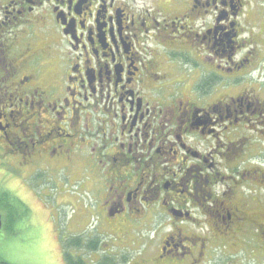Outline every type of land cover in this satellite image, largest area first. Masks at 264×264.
I'll list each match as a JSON object with an SVG mask.
<instances>
[{
    "label": "flooded vegetation",
    "instance_id": "flooded-vegetation-1",
    "mask_svg": "<svg viewBox=\"0 0 264 264\" xmlns=\"http://www.w3.org/2000/svg\"><path fill=\"white\" fill-rule=\"evenodd\" d=\"M250 1L0 0L1 184L85 195L97 227L74 210L70 236L151 235L125 264H264Z\"/></svg>",
    "mask_w": 264,
    "mask_h": 264
},
{
    "label": "rangeland",
    "instance_id": "rangeland-1",
    "mask_svg": "<svg viewBox=\"0 0 264 264\" xmlns=\"http://www.w3.org/2000/svg\"><path fill=\"white\" fill-rule=\"evenodd\" d=\"M166 3L167 1L163 2V4ZM249 4H251L253 11L258 14L257 30L259 29L264 34V0H251ZM1 170L2 168H0ZM15 174L8 173L11 176H15ZM28 178V184L23 181L15 185V188L7 185V183L9 184L8 179L2 184L0 182V185L7 188L5 192L12 197L13 208L20 212V214L17 213L9 218L7 204L11 201L0 197V215L3 219V229L0 236V260L9 264H65L61 240L64 241V238L70 235V231L67 229V219L71 216L72 211L77 210L79 218H83L84 215L88 216L84 226L89 222L91 223L90 228H96L97 221L95 218L89 217L93 213L96 214V211L86 213V210H83L84 206L87 209L90 208L88 198L83 194L81 196L75 194V196L72 195L73 198L62 199L60 194L63 187L59 194L56 186L48 187L46 182L50 183L53 177L47 174L44 175L45 179L43 176L40 178L43 182L34 181V177L29 176ZM69 190L71 188H68ZM13 217H15L14 221L10 222ZM50 219L53 220V223L50 222ZM91 232L96 235L95 229ZM151 238V235L146 234L141 238L140 243L132 248L127 246L132 245L131 236H107L103 237L102 241L104 240L105 244L106 242L108 244L111 242L112 245L115 244V251L118 250L117 253L120 258H126L137 255L140 257L138 251ZM85 254V251L80 253V255ZM89 258L90 256H87L86 261H92ZM92 258L93 263L99 262L97 256L93 253ZM259 259H264V256L260 255Z\"/></svg>",
    "mask_w": 264,
    "mask_h": 264
},
{
    "label": "trees",
    "instance_id": "trees-1",
    "mask_svg": "<svg viewBox=\"0 0 264 264\" xmlns=\"http://www.w3.org/2000/svg\"><path fill=\"white\" fill-rule=\"evenodd\" d=\"M42 175L40 176V178ZM44 178V176H43ZM45 179V178H44ZM37 182H43V180L39 179ZM65 189V188H64ZM10 195H8L6 192L0 191V197L6 198L8 201L10 200L11 202H8L7 204V211L9 214V218L12 216H15L17 213L20 214L17 210L13 208L12 202L13 199L12 197L9 198ZM15 217L11 218L10 222H13ZM81 238H76L75 235L67 236L65 237L64 242L62 240V250H63V255H64V262L65 264H125L126 260L124 258L119 259L115 255L109 256L103 255L100 257L99 262L93 263L94 261L91 259L92 253H98L99 251H103L102 247V236H85V234L80 233ZM70 237V238H68ZM81 249L86 252L85 255H78V253L73 254L72 249ZM87 256H90L89 260L92 261H86ZM124 259V260H123ZM122 260V261H121ZM0 264H9L7 262H4L0 260Z\"/></svg>",
    "mask_w": 264,
    "mask_h": 264
},
{
    "label": "water",
    "instance_id": "water-1",
    "mask_svg": "<svg viewBox=\"0 0 264 264\" xmlns=\"http://www.w3.org/2000/svg\"><path fill=\"white\" fill-rule=\"evenodd\" d=\"M1 231H2V219H1V216H0V235H1Z\"/></svg>",
    "mask_w": 264,
    "mask_h": 264
}]
</instances>
